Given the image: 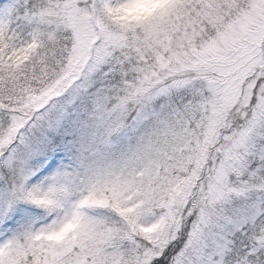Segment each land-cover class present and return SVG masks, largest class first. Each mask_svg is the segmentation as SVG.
I'll list each match as a JSON object with an SVG mask.
<instances>
[{
	"label": "snow or ice",
	"instance_id": "obj_1",
	"mask_svg": "<svg viewBox=\"0 0 264 264\" xmlns=\"http://www.w3.org/2000/svg\"><path fill=\"white\" fill-rule=\"evenodd\" d=\"M0 264H264V0H0Z\"/></svg>",
	"mask_w": 264,
	"mask_h": 264
}]
</instances>
